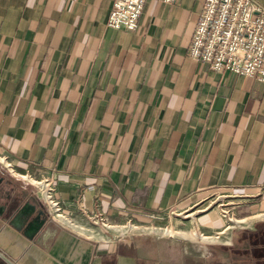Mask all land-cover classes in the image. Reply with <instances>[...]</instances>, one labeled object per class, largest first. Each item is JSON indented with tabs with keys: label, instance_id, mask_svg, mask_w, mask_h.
Returning a JSON list of instances; mask_svg holds the SVG:
<instances>
[{
	"label": "crops",
	"instance_id": "obj_1",
	"mask_svg": "<svg viewBox=\"0 0 264 264\" xmlns=\"http://www.w3.org/2000/svg\"><path fill=\"white\" fill-rule=\"evenodd\" d=\"M112 1L0 0V264H264V83L189 58L205 0L148 1L132 32L105 27ZM30 172L52 175L71 224L49 221ZM216 195L253 218L228 244L117 239L90 219L190 216Z\"/></svg>",
	"mask_w": 264,
	"mask_h": 264
},
{
	"label": "built area",
	"instance_id": "obj_2",
	"mask_svg": "<svg viewBox=\"0 0 264 264\" xmlns=\"http://www.w3.org/2000/svg\"><path fill=\"white\" fill-rule=\"evenodd\" d=\"M148 1L173 5L176 0H113L105 27L122 32L134 31ZM188 56L195 62L207 64L216 74L228 73L264 83V8L257 6L253 0H205L191 38ZM22 181L35 190L49 221L61 225L71 224L70 217L63 212L54 196V182L50 173H26ZM222 202V207L232 206L231 215L235 217L234 209L238 205L228 202L226 198ZM221 213L222 218L232 222L230 211L221 210ZM90 219L105 229L115 230L117 239L128 240L135 235L155 234L154 228L135 226L131 218L119 225H111L105 221L101 212H97ZM247 220L252 218L242 217L234 222L240 226H227L213 235H195L194 240L198 244H228L229 229L245 227L242 224ZM162 235L174 236L168 232H162Z\"/></svg>",
	"mask_w": 264,
	"mask_h": 264
},
{
	"label": "rangeland",
	"instance_id": "obj_3",
	"mask_svg": "<svg viewBox=\"0 0 264 264\" xmlns=\"http://www.w3.org/2000/svg\"><path fill=\"white\" fill-rule=\"evenodd\" d=\"M222 200H224V198L220 196L218 197L217 195L214 197H210L208 199H204L203 202H201L197 207L194 208L195 210L198 211L190 216L188 215L189 213L185 212V210L173 209L172 211H168L160 214L158 217H156L154 221H151L150 223H139L133 219L132 222L134 223L135 226L154 228L155 233L162 234V232H168L170 235H174L178 237L191 238L193 237L192 234L194 235L204 234V236L213 235L214 232L221 231L223 228L227 226L238 225L234 223L235 220H240L243 217V216H239L238 213H236L237 208L234 209L236 216L232 217L231 215V213H233L231 209L232 206H227L226 208L220 206ZM227 201L233 202L229 199H227ZM190 206H192V204ZM221 210L230 211L229 215L232 218V222H228L226 218L225 219L222 218L223 214L221 213ZM210 211L211 213H214V215H216L217 219L219 220L220 222L219 227L210 228V227L202 226L197 223L198 216L208 213ZM259 219L264 220V216H260ZM185 221L186 222L190 221L192 222V224L190 222L186 223ZM252 221L253 220H247L246 222H244V224H242V226L243 225L246 226L247 224L252 223ZM165 228H168V231L162 230Z\"/></svg>",
	"mask_w": 264,
	"mask_h": 264
},
{
	"label": "water",
	"instance_id": "obj_4",
	"mask_svg": "<svg viewBox=\"0 0 264 264\" xmlns=\"http://www.w3.org/2000/svg\"><path fill=\"white\" fill-rule=\"evenodd\" d=\"M3 179L0 178V184H2ZM3 192L2 187H0V198H2ZM9 206L6 202L4 205H0V216L4 213ZM46 218L43 215V211H39L37 214L33 215V212L26 213L21 221V226H23V235L28 239L32 240L41 230L45 224Z\"/></svg>",
	"mask_w": 264,
	"mask_h": 264
},
{
	"label": "bare ground",
	"instance_id": "obj_5",
	"mask_svg": "<svg viewBox=\"0 0 264 264\" xmlns=\"http://www.w3.org/2000/svg\"><path fill=\"white\" fill-rule=\"evenodd\" d=\"M162 230H164V231H168V228H165V229H162ZM192 236H193V239H195V235L194 234H192ZM200 239H204L203 237H201Z\"/></svg>",
	"mask_w": 264,
	"mask_h": 264
}]
</instances>
